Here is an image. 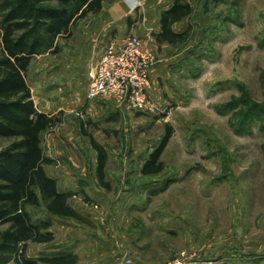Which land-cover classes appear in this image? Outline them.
<instances>
[{
	"label": "rangeland",
	"instance_id": "obj_1",
	"mask_svg": "<svg viewBox=\"0 0 264 264\" xmlns=\"http://www.w3.org/2000/svg\"><path fill=\"white\" fill-rule=\"evenodd\" d=\"M189 1L195 11L179 30L191 27L188 40L158 49L167 61L155 77L154 112L87 97L108 46L131 33L146 39L137 30L139 8L127 28L115 23L101 32L89 29L99 13L89 15L60 39V52L34 58V102L60 118L42 134L44 153L55 161L45 169L75 194L69 202L84 220L54 218L55 239L30 243L29 257L264 264V0ZM168 127L164 170L143 174ZM91 138L106 151L108 187L97 179ZM13 140L0 137V150ZM28 209L34 220L49 218L43 205Z\"/></svg>",
	"mask_w": 264,
	"mask_h": 264
},
{
	"label": "trees",
	"instance_id": "obj_2",
	"mask_svg": "<svg viewBox=\"0 0 264 264\" xmlns=\"http://www.w3.org/2000/svg\"><path fill=\"white\" fill-rule=\"evenodd\" d=\"M117 0H0V137L14 139L0 150V264H75L77 256L60 254L41 259L28 256L30 243L55 239L53 219L84 220L70 204L75 195L62 190L45 166L55 163L45 155L42 134L60 121L36 106L28 80L37 56L60 52V39L70 38L79 21L101 12ZM173 5L160 15V30L154 33L159 45L186 42L190 29L175 31L174 25L194 13L188 0H171ZM131 22V18L127 19ZM83 131L85 123H81ZM169 132L145 161L142 173L159 174L161 160L171 137ZM98 153L97 179L105 187L107 155L91 138ZM45 206L49 218L34 220L29 206Z\"/></svg>",
	"mask_w": 264,
	"mask_h": 264
},
{
	"label": "built area",
	"instance_id": "obj_3",
	"mask_svg": "<svg viewBox=\"0 0 264 264\" xmlns=\"http://www.w3.org/2000/svg\"><path fill=\"white\" fill-rule=\"evenodd\" d=\"M156 64V53L145 38L134 33L127 34L121 42L105 50L91 77L87 97L112 102L120 110L154 112L158 107L153 96L152 80ZM123 264L134 262L124 256ZM171 264L189 262L179 260Z\"/></svg>",
	"mask_w": 264,
	"mask_h": 264
},
{
	"label": "crops",
	"instance_id": "obj_4",
	"mask_svg": "<svg viewBox=\"0 0 264 264\" xmlns=\"http://www.w3.org/2000/svg\"><path fill=\"white\" fill-rule=\"evenodd\" d=\"M172 5L173 2L171 0H117L112 3H106L103 8L104 11L102 10L103 11L102 15H100V12L99 14L97 13L99 15V18H97L95 22L93 21L92 23H90L91 27L89 25L88 26L89 29L92 30V32L93 30H97V32H101L115 23L121 24L122 26L127 28V19L129 17H133L134 15V12H132L133 8L136 9L139 8V11H142L143 14V21L139 22V27L137 28V30L140 33L149 35L151 32H158L160 30L161 12L166 9H169ZM188 18L189 17L176 23L174 25V30L179 31L184 27H186V24L188 23ZM148 35H146L147 40L145 39V42L150 45V47L155 51L157 56V64L152 72L153 93L154 95H156L155 91L157 92V85L155 84L156 82L155 77L157 78L158 75L161 74V70L164 71V66L166 65L165 61H167V60L162 61L161 59H159L158 49L159 47L163 49L165 48L168 49L170 47V44L163 43L159 45L154 37ZM102 56H100V59L102 58ZM100 59L98 60V63L100 62Z\"/></svg>",
	"mask_w": 264,
	"mask_h": 264
}]
</instances>
